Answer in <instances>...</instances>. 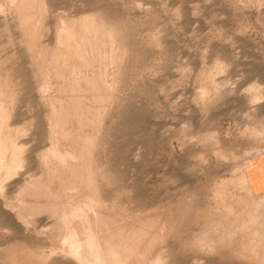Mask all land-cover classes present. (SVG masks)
<instances>
[{
  "label": "rangeland",
  "instance_id": "rangeland-1",
  "mask_svg": "<svg viewBox=\"0 0 264 264\" xmlns=\"http://www.w3.org/2000/svg\"><path fill=\"white\" fill-rule=\"evenodd\" d=\"M18 1L0 0V117L19 147L0 162V264L7 251L25 263L76 264L48 235L47 217L31 216L18 196L42 175L51 111L17 25ZM44 1L38 39L52 48L49 59L58 19L95 14L119 38L120 79L96 162L102 196L119 217L169 211L152 262L264 264L246 249L264 254V193L248 196L244 174L264 154V0ZM235 194L252 202L239 210Z\"/></svg>",
  "mask_w": 264,
  "mask_h": 264
},
{
  "label": "bare ground",
  "instance_id": "bare-ground-1",
  "mask_svg": "<svg viewBox=\"0 0 264 264\" xmlns=\"http://www.w3.org/2000/svg\"><path fill=\"white\" fill-rule=\"evenodd\" d=\"M45 2L19 0L14 9L17 25L27 37L25 51L40 98L51 107L50 148L43 154L42 175L25 181L27 184L18 195L24 210L31 216L47 217L48 235L76 264H158L150 257L171 218L169 211L127 221L106 205L101 191L102 170L99 171L101 167L96 162V151L102 123L120 79L119 38L95 14L69 22L58 19L57 46L49 59L52 48L48 51L49 46H41L38 39L44 29V13L48 11ZM77 28L83 30L78 32ZM11 140L3 130L0 117L1 163L6 160L8 150L15 153L19 148ZM16 163L12 157L7 179L10 175L14 177L11 169L17 168ZM4 181L0 190L6 184ZM245 193L254 195L252 189H246ZM236 198L239 210L252 202L240 195ZM237 224L232 222L228 229H234ZM247 247L252 256L258 253L259 260L264 261L260 247L254 244ZM5 255L7 264H35L19 260L10 251ZM157 257L156 260L160 258Z\"/></svg>",
  "mask_w": 264,
  "mask_h": 264
},
{
  "label": "crops",
  "instance_id": "crops-1",
  "mask_svg": "<svg viewBox=\"0 0 264 264\" xmlns=\"http://www.w3.org/2000/svg\"><path fill=\"white\" fill-rule=\"evenodd\" d=\"M244 174L254 193H264V154L258 156L247 168Z\"/></svg>",
  "mask_w": 264,
  "mask_h": 264
}]
</instances>
